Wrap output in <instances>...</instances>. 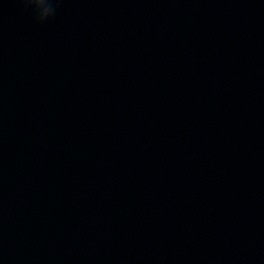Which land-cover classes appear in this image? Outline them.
Returning <instances> with one entry per match:
<instances>
[{
	"label": "water",
	"instance_id": "water-1",
	"mask_svg": "<svg viewBox=\"0 0 264 264\" xmlns=\"http://www.w3.org/2000/svg\"><path fill=\"white\" fill-rule=\"evenodd\" d=\"M0 0V264H264V0Z\"/></svg>",
	"mask_w": 264,
	"mask_h": 264
},
{
	"label": "clouds",
	"instance_id": "clouds-1",
	"mask_svg": "<svg viewBox=\"0 0 264 264\" xmlns=\"http://www.w3.org/2000/svg\"><path fill=\"white\" fill-rule=\"evenodd\" d=\"M47 2H48V5H49V9H50V15L49 16H51L52 14H53V12L55 11V9L53 8V6H52V0H47ZM21 3L26 7V8H31L33 11H34V13H35V19L37 20V22H43L44 20H46L47 18H45V19H40V18H38V16H37V11H36V9L33 7V3H34V0H21Z\"/></svg>",
	"mask_w": 264,
	"mask_h": 264
}]
</instances>
